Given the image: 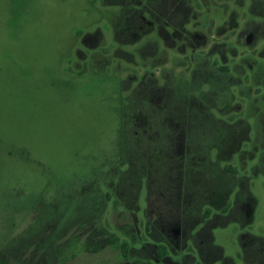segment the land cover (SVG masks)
Instances as JSON below:
<instances>
[{"label":"rangeland","instance_id":"rangeland-1","mask_svg":"<svg viewBox=\"0 0 264 264\" xmlns=\"http://www.w3.org/2000/svg\"><path fill=\"white\" fill-rule=\"evenodd\" d=\"M108 1L0 0V264H57L52 254L40 252V244L53 229L57 236L83 217L93 203L85 186L101 182L113 192L101 221L119 242H130L129 256L124 258L119 243L91 252L66 240L62 264H133L137 258L158 264L139 251L146 241L164 239L162 225L153 222L168 215L147 205L155 196L142 171L150 159L142 137H161L162 146L169 140L159 128H148L147 115L163 117H156L145 96L150 86L164 95L166 85L190 89L182 78L170 81L180 72L190 75L193 48L201 62L209 53L227 65L237 81L215 99L216 116L233 126L211 153L220 165L206 171L214 189L209 180L202 187V199L213 203L204 225L211 224L214 244L222 249L211 264H264V246L256 241L264 238V0H187L189 12L179 9L168 20L167 14L128 16ZM167 95L173 96L169 90ZM128 97L133 99L124 102ZM210 130L198 128L202 146L211 143L204 139ZM150 148L157 181L166 171L167 148ZM122 158L125 164L116 166ZM229 165L251 178L250 201H236L238 185L230 195L219 192L221 175H227L222 169ZM120 175L127 180L118 181ZM226 201L231 209L222 214ZM178 236L173 259L190 252L196 258L185 264H207L192 236L184 242ZM197 241L206 237L199 234ZM206 250L208 260L221 255Z\"/></svg>","mask_w":264,"mask_h":264},{"label":"trees","instance_id":"trees-1","mask_svg":"<svg viewBox=\"0 0 264 264\" xmlns=\"http://www.w3.org/2000/svg\"><path fill=\"white\" fill-rule=\"evenodd\" d=\"M170 3H167V8L160 10L159 6L160 3H164L165 0H137V3H133V0H119V1H108L110 4L118 3L123 7V13L128 16L134 15L135 17H143L144 13H150L152 16H160V15H166L164 18L165 20L174 18L173 16L178 15L179 9L183 10L184 15H186L188 10V1L187 0H169ZM187 1V5L186 2ZM182 6V4H184ZM128 10V11H127ZM163 16V17H164ZM185 17V16H184ZM174 20V19H173ZM183 20V19H181ZM193 69V68H192ZM193 74L190 76V78H187V83L190 84L191 88L187 89V92H192V94L184 96L179 95V97L176 96V93L178 92L177 89H175L171 93L173 96L167 97V103L168 106L166 108L167 114H164V119L162 120H156L155 118L150 119V116L147 115L148 123L153 124H168L169 128L166 130H161L163 138L168 137V140H179L182 138L179 137V131H178V125L182 124L184 125V140L186 142V153H185V161H186V172L187 175L191 170H189V164L192 157L198 158L202 156H207L208 158L211 157V153L213 150L217 149V146L220 147V141L222 140L221 135L224 134L225 130L229 127H231V123H227L225 120L219 119L216 116V107L215 105H211L210 102V94L211 90L215 89L214 85H217L216 88V98L218 96L227 95V93H230V88L232 85L236 84L234 81V75L229 72V67L227 65H218L216 62V70L213 72V76L209 78V73L204 74L205 70H209V68H203L202 66H197L193 69ZM206 84H210V88L208 86L206 87ZM208 88V89H207ZM202 90V92L198 95L199 98L204 99V104L206 106L200 107L197 106V99L198 97H195V91ZM207 89V90H206ZM194 94V95H193ZM148 98V96H145ZM133 98H125L124 102L130 101ZM140 107L143 106L142 102L139 103ZM124 108V105L123 107ZM198 108L203 109L200 114L198 113ZM144 111V110H143ZM158 113L156 117H163L160 110H156ZM122 116L125 117L124 110L122 111ZM240 122L244 123L242 120L237 121L238 124ZM237 124V125H238ZM201 125H205L207 129H211L208 133L207 138L204 137L205 140H211V143L208 145H201L200 147H193L194 141H201V133L197 132L198 128H200ZM235 125V124H234ZM233 126V125H232ZM123 129H126L125 127ZM158 131V130H157ZM126 132V131H124ZM200 137V138H199ZM161 138V137H160ZM160 138H155L153 142H151L153 139L150 140L148 136H143L142 139L147 143L145 147L146 153H149L150 147H160L161 145L158 143ZM199 138V139H198ZM219 140V142H218ZM156 142V144H155ZM147 148V149H146ZM144 149V148H143ZM233 149V148H232ZM142 156V155H141ZM125 164L124 158L120 159L118 161V165L121 166ZM144 167H147L145 164ZM214 172L217 171V167H220L219 161L214 160ZM226 174H222L221 177H223V185L218 187L219 192H227V195H230L232 192H234L235 187L238 185L240 188L238 192H236V201L242 202L245 200L250 201L252 199L253 195L250 190V180L251 178L249 176H241L238 175V172L231 166L223 167L222 169ZM141 171V169H139ZM142 171L147 172V168L142 169ZM126 172L129 174H133L134 171H131V169H128ZM142 175V174H141ZM143 177V175H142ZM189 177H187L188 179ZM127 180L124 175H120L119 180L122 182ZM142 182V179H141ZM103 182L99 184L90 183L86 185L88 192H90L93 199H92V207L90 205L87 206V208H84L88 212H84L83 217L80 219H76L72 224H70L64 231H62L59 235H55L54 229L48 235L40 245L42 247V254H49L53 255L50 258L56 259L57 264L63 263V258L60 257L63 251V244L68 240L70 242V246L75 247L77 245H80L81 248L85 251H91V252H97L109 245H114L119 243L122 254L124 258H128L131 244L128 240H123L119 242L118 236L111 231L109 228V224L107 222H102L101 218L103 216V213L105 212V209L108 205V202L112 200L113 192L111 191V186H104L102 185ZM134 184V179H129L128 188H131ZM236 185V186H235ZM104 186V187H103ZM119 187V186H118ZM109 188V189H108ZM87 194H90L88 193ZM226 195V194H224ZM90 200V199H89ZM231 205L228 201L221 207V213L227 214L230 212ZM212 215V210L208 208L203 214L202 217L198 215V211H190V210H182L179 211L178 214H175V211L168 212V215L166 216V219L170 220L171 222L180 220V238H183V242L189 237L192 236L194 241L197 243V252H199L200 257L203 261H207V264H211L217 259H219L222 256V249L221 247L214 244V236L212 232L211 224L209 225H203L202 227H199L200 230H196L199 226V223L201 222V219H210ZM59 226V225H58ZM172 223L169 226H162V230L165 231L164 239H158L157 243L148 241L144 244H142L141 248L139 249L140 252L145 253L147 255H152L154 260H157L156 258H168V256L171 258V248H176L175 242L177 239L173 237L170 230L173 228ZM167 227V228H166ZM161 228L159 229L160 231ZM198 228V229H199ZM200 231V232H198ZM199 234H202L203 237H206V241H201L198 243V236ZM248 236L244 235L242 238L243 242H245V238ZM249 237V236H248ZM247 237V238H248ZM246 238V239H247ZM65 240V241H64ZM178 241V240H177ZM256 241L260 243L262 246H264V238H256ZM213 248L219 252L218 258L208 260L206 257V246ZM173 251V249H172ZM36 253V252H35ZM190 257H193L195 259L196 257L193 256L190 252H185L183 254V263L185 264ZM50 260L49 256L47 261ZM135 264H153L152 261L149 258H137L135 261ZM48 263V262H47ZM200 261L197 263L199 264Z\"/></svg>","mask_w":264,"mask_h":264},{"label":"flooded vegetation","instance_id":"flooded-vegetation-1","mask_svg":"<svg viewBox=\"0 0 264 264\" xmlns=\"http://www.w3.org/2000/svg\"><path fill=\"white\" fill-rule=\"evenodd\" d=\"M184 50H185V46H184ZM196 48H193V52L190 54V61L192 63V68L194 69L197 66H205L204 68H209V70H205L204 74L209 73V78L213 76V72L216 70V62L214 60L211 59L210 54L206 53V55L203 57L204 58V62H201V60L197 57V53H196ZM185 57V56H184ZM190 70V75L186 76L184 72H180L178 75H176L175 77L171 78V84L173 80H176L177 78H182L184 81H186L187 83V78H190V76H192L193 71L194 70ZM165 90V95H164V91L162 90L161 92H159L158 90H155L154 87L149 88L148 93V98L151 101V103L153 102L154 108L152 107L153 110H160L164 119V114H167L166 108L168 106L167 104V93L168 90L169 91H174L175 89L178 90V93H182L184 96L187 95H191L192 92H180L182 90V86H174L172 84V86H168L166 85V87L163 88ZM197 92V93H196ZM195 92V97L201 96L198 95L201 92L200 91H196ZM215 99H216V90L213 89L211 90V94H210V102L211 105H215ZM197 106L203 107L206 106L204 104V99L199 98L197 99ZM203 109L198 108V113L200 114V112ZM147 126V125H146ZM148 128L150 129H156L158 130H166L169 128V126H167L166 124H162V125H158V124H153L150 123L148 125ZM149 130V129H148ZM178 131H179V137L182 138L179 140H169L166 141L164 145L167 146H160L162 149L167 148V151L165 152L167 154V157H165V155L163 156H158V157H165L167 158L168 162L166 163V171L163 173L162 177L160 179H158L157 181H155L153 179V174H152V169L153 166L155 164L153 155H155V151L150 150L149 152V156L150 159L147 163V176H146V181H148V183H146V188L152 189L153 191V195L155 196L153 199H150L148 202V206L149 207H153V208H161L163 210H166L167 212H171V211H182V210H190V211H202V210H207L208 208H210L212 210V200H207V199H202V197L205 195L203 192L202 187L205 185V181L209 180L211 182V189L215 187V182L214 179H212L211 177L206 175V171H214L213 167H214V159L211 155L210 158H208L207 156H202V157H192L190 164H189V170H191V172L188 173L186 172V161H185V153H186V142L184 140V125L179 124L178 125ZM193 147H200L201 146V141H194L193 142ZM166 147V148H165ZM155 149L157 147H154ZM161 152V151H160ZM169 174V176H168ZM165 176H167V178H165ZM187 177H189L187 179ZM168 179H169V183H168ZM159 180H161V182H159ZM150 182L153 183L150 185ZM191 187H195L197 191H194L191 189ZM213 197H210V199H212ZM212 218V217H211ZM210 219L204 220L203 223H199V225H204L206 222L208 223ZM149 223V222H148ZM158 223L159 225L162 226H169L172 223V229L170 230L171 234L173 235L174 238L179 239V234H180V220L171 222L168 219H163L160 216V219L157 221L153 222ZM179 241H177V243H174L175 245H177V247L179 246ZM147 242V241H146ZM175 251V248H171V251ZM156 262L158 264H182L183 262V257H179V259H173V257H169L168 258H156ZM135 260H133V264H135L134 262Z\"/></svg>","mask_w":264,"mask_h":264}]
</instances>
